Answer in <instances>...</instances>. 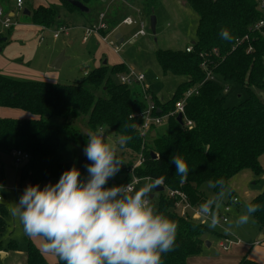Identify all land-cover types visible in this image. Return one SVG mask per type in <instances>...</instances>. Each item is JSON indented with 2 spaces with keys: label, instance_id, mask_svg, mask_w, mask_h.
Returning <instances> with one entry per match:
<instances>
[{
  "label": "trees",
  "instance_id": "obj_1",
  "mask_svg": "<svg viewBox=\"0 0 264 264\" xmlns=\"http://www.w3.org/2000/svg\"><path fill=\"white\" fill-rule=\"evenodd\" d=\"M60 1L66 9L78 10L66 0ZM79 1L85 4L91 0ZM184 2L197 16L196 38L190 43V52L185 48L157 49L154 52L163 74L182 78L170 98L161 101L154 97L160 109L154 114L173 110L175 102L185 91L202 81L204 72L199 67V54L212 48L225 54L214 70L219 80L237 84L245 97L237 105L228 107L222 83L207 81L197 94L186 100L185 116L192 121L191 127L171 116L164 133L159 135L155 131L149 140L142 141L138 130L142 119L137 114L145 105L137 99V91L113 78L126 71L123 62L101 63L69 84L17 79L0 73V106L32 114L29 118L0 117V153L21 151L28 156L19 168L22 187L29 184L42 187L47 181L59 180L63 171L74 165L85 179V165L90 161L83 153L86 145L84 133L97 127L108 129L119 138L129 137L126 144L120 146L123 151L117 154L123 162L120 170L124 177L115 183L130 180L131 174L138 178H160L168 188L183 191L192 205H205L206 210H214L227 192L232 196L228 181L239 171L250 169L255 175L262 172L259 157L264 154V100L255 89H264V39L254 42L250 53L245 51V46L230 50L235 37L244 34L258 18L256 3L254 0ZM55 15L54 7L38 6L30 18L32 22L50 26ZM79 121H84L88 131L82 132ZM72 145L78 147L80 153L70 158ZM139 152H142L143 162L133 168ZM128 153L134 157L125 160ZM184 165L187 174L181 176L177 169ZM114 182L109 180L107 184L112 186ZM206 183H210L213 197L203 191ZM157 200V209L177 224L174 249L162 254L161 264H190L188 259L201 252L204 234L213 231L207 224L177 213L172 200L163 192H159ZM249 202L260 206L259 211L251 216L254 225L263 230L264 188ZM6 212L0 204V233L5 229L3 217ZM8 245L11 250L18 248L12 240ZM23 264L48 262L28 241ZM55 264L64 262L56 255ZM237 264L261 263L246 255Z\"/></svg>",
  "mask_w": 264,
  "mask_h": 264
},
{
  "label": "rangeland",
  "instance_id": "obj_2",
  "mask_svg": "<svg viewBox=\"0 0 264 264\" xmlns=\"http://www.w3.org/2000/svg\"><path fill=\"white\" fill-rule=\"evenodd\" d=\"M38 0H25V6L28 5L30 14L38 6L54 7L56 11V15L53 21V24L50 26H44V30L41 32L39 29L36 30L35 25H28L26 21H32L31 18H27V16L22 14V11H18L14 9L16 14V19L21 22L19 28H26L25 32L18 34L14 41L16 45H12L8 47V50H11L14 54L15 49H20L21 54L18 53V56H34L33 63L31 65H22L26 68L28 74L27 75H13L15 77H27L32 78L31 80H41L48 81L52 83H62L69 84L73 83L76 80L80 79L85 71L91 70L94 68L97 63L101 61L95 62V60H103L104 58H108V65H111L117 59L124 58L127 65L135 68L137 71L141 72L145 75V82H148L150 79H153L154 76H158L161 79L160 67L156 61L154 52L157 49H178L184 48L185 45L190 44L192 40L196 38L195 36V28L197 25V16L194 12L189 8V6L184 2V0H91L85 5L89 8V12H80L79 10H74L72 14V9H66L60 0H40L42 3L38 6H34L35 2ZM14 2V0H13ZM103 13L105 21H109V31L114 27L118 28L123 36V42L118 43L117 39L113 37H109L108 40H112L114 45L119 47L118 53H114L109 44L103 42L100 37L91 35L85 43L81 42L82 35V27L90 26L97 22L99 15ZM130 15L136 19H142L144 22V28L146 31V35L138 36L137 38H130L132 33L138 28L136 25H125L120 24L119 22L124 16ZM154 15L156 17V32L152 34L150 28V17ZM36 22V21H34ZM26 23V24H25ZM68 24V32L70 34L63 35L61 34L58 38H53V32L61 25ZM119 24V25H118ZM118 25V26H117ZM115 28V29H116ZM38 29V27H37ZM3 33H7L8 37L11 38L12 33L9 30L2 29ZM39 34H43L42 38L38 37ZM120 33V34H121ZM72 35L75 39V43L70 45L67 42V38ZM11 45V44H7ZM21 46V48H20ZM113 46V45H112ZM64 54L65 59L60 67L53 68L51 67V63L54 61L56 57L60 53ZM121 63V62H117ZM50 65V66H49ZM159 72V73H158ZM116 81V76H113ZM180 77H175V79H179ZM24 80H27L24 78ZM155 81V80H154ZM158 82V81H155ZM227 83V82H226ZM229 87V91L225 96V105L228 107H232L237 105L244 97L245 94L241 90V88L235 83H227ZM133 88H139L136 86H132ZM140 89V88H139ZM174 87H164L161 92L156 89L154 93L157 98L161 101H165L172 95ZM255 92L264 100V89L257 90ZM30 114V113H29ZM32 115V114H30ZM56 123H61L60 120H53ZM79 125L82 129V132L88 131L84 125V121H79ZM166 121L162 124L156 126V131L160 135L166 131ZM107 134V140L110 144H115L117 148V154H120L123 149H120V145L118 143L119 137L115 136L110 130L105 129ZM71 151L69 152V157L73 158L74 155L79 154L80 150L76 146H71ZM75 152V153H74ZM128 152V151H127ZM134 157L130 153L126 154L125 160H128L130 157ZM131 157V158H132ZM136 157V156H135ZM15 158L9 154L6 157V161L4 163V172H10V174H17L18 169L22 164H18L14 160ZM123 172L120 170L117 175L110 179L114 181H121L124 176H122ZM128 174V173H127ZM4 174L0 173V183L2 182V178ZM81 175V179L83 180ZM130 177V176H129ZM150 182V181H149ZM115 183V182H114ZM113 184V183H112ZM111 184V185H112ZM149 184L148 181L142 180L137 183V188L140 189L145 185ZM264 184V181L256 182L254 185L250 184V181L246 183V189H260ZM240 186L244 187V184L240 182ZM106 187H110L108 184ZM42 188V187H41ZM204 192L211 196L212 190L210 183H206L203 185ZM234 192H237L234 190ZM151 193L154 194L152 199V204L157 208L158 196L159 193L152 189ZM244 202V200L241 198ZM242 201H239L238 204H232V212H229V219L226 223L220 222L218 218V214H222L223 204H219V211L216 209L211 217V219L218 220V223L221 225H216V227H211V222L208 221L207 224L213 232L209 234V240H211V245L208 246L205 243L202 245V253L200 256L201 264H210L212 262H219L220 259H224V257L228 256L232 250L243 248L244 253L240 257L241 259L251 252V247L247 245L241 244L238 246H231L227 251L222 250L218 246V242L220 239V235L218 234H229L230 238L233 240L239 239L240 242L249 243L253 236L255 235V228L252 224H254V220L252 216H250L249 221L241 226H236V220L238 217L246 212V204ZM13 207V206H12ZM11 207L8 205L7 213L3 217L7 223V229L3 234L2 238L7 236V240H3L5 243H8L9 240L15 241L19 244L20 249L24 251L27 248L28 241L33 243L43 254L48 264H55L56 255L54 253L48 252L44 250L45 241L41 238H29L23 232V227L20 224L17 218H14L10 212ZM235 209V210H234ZM256 226V225H255ZM217 233V234H214ZM253 234V236H252ZM216 235V236H215ZM256 238V236H255ZM20 252L17 256H20ZM14 261L7 260L6 264H12ZM238 262V261H237ZM22 263V261H21Z\"/></svg>",
  "mask_w": 264,
  "mask_h": 264
},
{
  "label": "clouds",
  "instance_id": "obj_3",
  "mask_svg": "<svg viewBox=\"0 0 264 264\" xmlns=\"http://www.w3.org/2000/svg\"><path fill=\"white\" fill-rule=\"evenodd\" d=\"M84 135L83 153L90 161L85 165L87 177L82 180L74 165L56 183L42 188L29 184L11 207V215L26 236L43 239L44 250L64 264H161L162 254L174 249L177 224L151 203L150 193L157 185L106 187L123 162L103 127ZM128 139L121 136L119 145ZM177 174L186 176V165ZM259 207L247 203L236 226L246 224Z\"/></svg>",
  "mask_w": 264,
  "mask_h": 264
},
{
  "label": "built area",
  "instance_id": "obj_4",
  "mask_svg": "<svg viewBox=\"0 0 264 264\" xmlns=\"http://www.w3.org/2000/svg\"><path fill=\"white\" fill-rule=\"evenodd\" d=\"M254 1L256 3V8L258 10L259 16L253 23H251L247 27V30L244 34L235 37L230 47V50H234L238 47L245 46V51L247 53H250L254 49V42H257L259 39H264V0H254ZM22 6H23V0H16V7L18 9H22ZM104 18H105L104 14L101 13L96 23L87 26L83 29L82 42H86L88 38L94 34L95 36L100 37V39L103 42L105 43L107 42L114 51V53H118L119 47L117 45H114L112 40H108L109 37H113L114 39H116L114 37L115 29H111L109 31V27ZM0 23L4 28L7 29H10L17 24V20L15 19V17L5 12L1 2H0ZM120 24L136 25L138 27L132 33L130 38L131 37L137 38L138 36L146 35L144 22L142 21V19H136L128 15L121 19ZM68 33H69L68 27L65 25H61L53 32V37L58 38L61 34L67 35ZM185 50L187 52H190L192 50V46L191 45L186 46ZM199 55L201 57L199 67L204 72V78L202 79V81L195 84L193 87L187 89L183 97L175 102L173 110H171L166 114H161V115L154 114L155 110H160V109L157 108L153 95L148 91L146 85L144 84L145 75L142 72H139L135 68L126 65L125 72L114 75L116 76V82L127 85L131 90H136L138 92L136 94L137 99L142 101L145 105L144 110L137 114V116L142 119V122L138 126L139 135L141 136L142 141H146L147 139H149L151 132L156 131V126L162 124L164 121L167 122L168 118L171 116L177 117L178 114H181V123L187 127H191L193 125L192 121L185 116V103L187 98H189L194 94H197L199 88L207 81H213V82L215 81L218 83H222L217 77V74L214 70L216 66L225 58V54H221L217 48H212L211 50L200 52ZM212 57H216V58L212 59ZM86 74L87 72L84 73V75ZM132 86L139 87L140 89L133 88ZM228 91H229V87L227 86V83L226 82L222 83L223 94H226ZM13 154L15 155L16 158L15 160L16 163L18 164H21L22 161L24 162L28 158L27 154L21 151H15ZM143 159L144 158L142 152H139L133 164V168L139 166L143 162ZM142 180L148 181L149 184H157L163 186V190L161 192H163L168 199L172 200L173 209L180 215L188 216L192 220L204 224L208 223V221L211 223H217V220L211 219L210 217V213L212 210H206L202 207H197L192 205L187 195L183 191H180L178 189L168 188L167 186H165L163 180L160 178H151V177L138 178L133 174H131L130 180H127L122 183H114L112 186L130 184L135 189H138L137 183ZM49 182L51 181H47L45 184ZM150 199L152 202L153 197ZM0 201H1V197H0ZM238 201L239 198L233 195L229 201H226L223 204L224 212L222 214H218V218L220 222L226 223L228 221L229 219L228 216H229V212L232 209V204H237ZM239 242H240L239 239L235 238V240H233L232 238L225 236L221 240H219L218 246L222 250L227 251L233 243H239Z\"/></svg>",
  "mask_w": 264,
  "mask_h": 264
},
{
  "label": "crops",
  "instance_id": "obj_5",
  "mask_svg": "<svg viewBox=\"0 0 264 264\" xmlns=\"http://www.w3.org/2000/svg\"><path fill=\"white\" fill-rule=\"evenodd\" d=\"M39 1L40 0L35 2L34 6H38V5L42 4ZM0 2L3 5L5 12H7L8 14L15 17V19H16L17 13L14 11V9H17L18 11L23 10L22 14L27 16L28 19L30 18V10H29L28 5L25 6V4H26L25 0H23L22 9H18L16 7V0H14V2H13V0H0ZM25 11H27V13ZM73 12H75V11L73 10L70 13L72 14ZM106 22H107V25L109 27L111 23L109 24V21H106ZM26 23L28 25H35L36 30L39 31V29H40L41 32L45 28L43 25H40L38 22H32V21L28 20V21H26ZM20 24H21V22H19L17 20V24L14 27L7 29V28H4L2 26V24L0 23V38H4V40H0V73L3 75H6V76L13 77V78H17L13 75H27L28 72L24 66L22 68V65H31L33 63V60H34V56H33L34 53L30 56L29 55L18 56V53L19 54L22 53L20 49H15V52H16L15 54L11 50H8L9 49L8 47H11L12 45H16L15 44L16 41H14L16 39L15 37H17L18 34L26 31L25 27L19 28ZM90 25H92V24H90ZM66 26H68V24H66ZM37 27H38V29H37ZM85 27H87V26H85ZM85 27L81 28L82 32H83V29ZM115 28L116 27H114L113 29H115ZM2 29H6V30L11 31V33H12L11 38L8 37L9 34L7 35V33H3ZM115 31H116V29H115ZM119 33H121L120 30H119ZM68 34H70V33H68ZM42 35H43L42 33L39 34V32H38V37L40 39L43 37ZM63 35H65V34H63ZM52 36H53V34H52ZM121 36L125 37L122 35V33H121ZM192 41H194V40H192ZM67 42L70 45H73L75 43L74 37L72 35H70V37L67 38ZM81 42H82V35H81ZM122 42H123V38H122ZM82 43H85V42H82ZM7 44H11V45L7 46ZM188 45H190V44L185 45V47ZM20 48H21V46H20ZM104 59L107 60V64H108V58L106 57ZM103 60H95V62L101 61L100 63H97L95 65L96 66L100 65L103 62ZM117 62H123L125 65H127L124 58H121L119 60L117 59V61H115L112 64H115ZM20 64H22V65H20ZM128 66H130V65H128ZM88 71H85V72H88ZM160 72H161V70H160ZM160 76H161V79L158 76H154L153 79H150L148 82L144 83L146 85V88L148 89V91L153 95V98L157 97L156 94L154 93V91L156 89H158V91L161 90V92H162L164 87H167V85H168L169 87L173 86L174 90H175L176 86L182 81V78L175 79V77H172L171 75H165L163 73ZM24 78L28 79V80L32 79V78H27V77H22V78L18 77L17 79H24ZM154 80L158 81V82H155ZM46 82H48V81H46ZM174 90H173V92H174ZM0 117L18 119V118H29V117H32V115H30L29 112L24 111V110L0 106ZM152 133L155 134V131H152L151 134ZM9 154H11L15 158V155L13 153H0V173L4 174L3 175L4 177L2 178V182L0 183V197H1L0 204H2L6 208V210L8 208V205L10 207H12L15 202H18L21 194L23 193V191L25 189L24 187H22L20 185V169H18L17 174H14V173L10 174V172L7 171V177H6V171L4 172L3 167H4V163L6 161V157ZM15 162H16V160H15ZM259 162L262 166V172L259 175H255L250 169H243V170L239 171L237 174H235L234 176H232L228 181V188L230 189L232 196L233 195L237 196L239 198V201H242L241 200V198H242L244 200V202L243 201L242 202L246 205L255 195H257L264 188V184L260 189H256V190L246 189V187H245L246 183H248L249 181H250V184H252V185H254L256 182L258 183L259 181H264V154L259 157ZM22 163H23V161H22ZM57 181L58 180H51L52 183H56ZM240 182H242L244 184V187L240 186ZM202 189H203V187H202ZM153 190H154V188H153ZM234 190L237 192H234ZM203 191H204V189H203ZM150 194H153V193H150ZM153 196H154V194H153ZM213 196L214 195L212 194L209 197H213ZM232 196L230 194H228V192H227L223 196L222 200H220L217 203L216 208L211 211L210 216L212 217V215L216 209L218 211L220 210L219 209L220 203L222 205L226 201H229ZM239 201H238V203H239ZM232 210H233V208L231 209V212H232ZM212 224L219 225V226L221 225L220 223H218V220H217V223H212ZM207 225H209V224H207ZM252 225L255 228V235L253 236V234H252L253 239L249 243H245L243 241V242H239V243H233L232 245L233 246H238V245L241 246V244H243V245H247V246L251 247V252L249 253V255H247L248 253L246 255L249 256L250 258H252L253 260L257 261V262L264 264V229L261 230L257 226H255L254 224H252ZM4 226H5V229L0 233V244H1L0 253H4L3 255L0 254V264H6L7 260H9V259L14 261L12 264H23L25 261L26 249L24 251H22V249H20L19 244H17L18 248L16 250L9 249V245H8L9 242L5 243L3 241V240H7V236L5 235V237L2 238L3 234L5 233V230L7 229V223L5 220H4ZM230 233L231 232H228L227 234H222V236H220L219 240H221L225 236L230 237L229 236ZM209 234H211V233L207 232L203 236L204 237V243L206 244L207 242H209L208 246H210L212 243L211 240H209V237H208ZM214 234H216V233H214ZM255 236H256V238H255ZM9 241H11V240H9ZM244 250H245L244 247L234 249V250H232V252L228 256L224 257V259L221 258L219 262H216V263L212 262L210 264H237L240 261V259H241L240 257L243 255ZM19 252L21 254H20V256H17V254ZM201 253H202V249L198 255L190 257L188 259V262L190 264H201V258H200V257H202V256H200ZM21 261H22V263H21Z\"/></svg>",
  "mask_w": 264,
  "mask_h": 264
},
{
  "label": "water",
  "instance_id": "obj_6",
  "mask_svg": "<svg viewBox=\"0 0 264 264\" xmlns=\"http://www.w3.org/2000/svg\"><path fill=\"white\" fill-rule=\"evenodd\" d=\"M66 1L69 4H71L72 6L76 7L80 12H85V13L89 12V8L84 3H82L79 0H66ZM25 12L27 13V11H25ZM150 28H151L152 34H155V32H156V17L154 15H152L150 17ZM114 37L117 39L118 43H121L122 42L121 34L119 33V30L118 29H116L115 34H114ZM0 40H4V38H0ZM66 58L67 57L64 56L63 52L60 53L58 55V57H56L54 59V61L51 63V67H53V68L60 67V65L63 62V60H65ZM102 63L103 64H106L107 63V60L104 59ZM263 69H264V62H263ZM176 120L179 123H181V114H178L177 115ZM151 135L153 136L154 133H152ZM151 154L153 155V153H151ZM154 190L157 191V192H161L163 190V186L157 185V187H154ZM152 197H153V194H150V198H152ZM206 244L209 245V242H207ZM0 254L3 255L4 253H0Z\"/></svg>",
  "mask_w": 264,
  "mask_h": 264
},
{
  "label": "bare ground",
  "instance_id": "obj_7",
  "mask_svg": "<svg viewBox=\"0 0 264 264\" xmlns=\"http://www.w3.org/2000/svg\"><path fill=\"white\" fill-rule=\"evenodd\" d=\"M115 34V33H114Z\"/></svg>",
  "mask_w": 264,
  "mask_h": 264
}]
</instances>
